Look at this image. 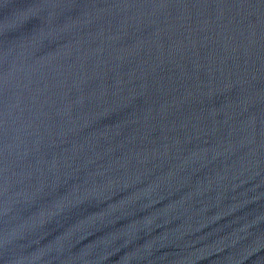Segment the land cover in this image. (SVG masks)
Returning a JSON list of instances; mask_svg holds the SVG:
<instances>
[{
	"label": "water",
	"instance_id": "water-1",
	"mask_svg": "<svg viewBox=\"0 0 264 264\" xmlns=\"http://www.w3.org/2000/svg\"><path fill=\"white\" fill-rule=\"evenodd\" d=\"M0 264H264V0H0Z\"/></svg>",
	"mask_w": 264,
	"mask_h": 264
}]
</instances>
